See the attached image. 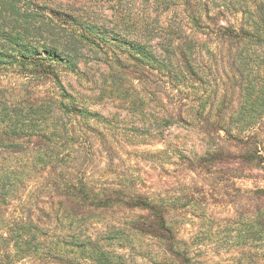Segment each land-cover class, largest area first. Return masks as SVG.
Wrapping results in <instances>:
<instances>
[{
    "label": "trees",
    "instance_id": "1",
    "mask_svg": "<svg viewBox=\"0 0 264 264\" xmlns=\"http://www.w3.org/2000/svg\"><path fill=\"white\" fill-rule=\"evenodd\" d=\"M142 1L140 24L110 5L122 22L110 30L93 16L56 14L52 27L65 39L61 46L50 41L41 52L25 42L23 32L0 29V43H6L0 44V65L21 69L17 93L0 96V264L30 256L47 264H80L69 255L74 248L97 264H114L105 243L130 234L159 240L176 264H193L172 216L193 214L198 197L188 188L171 198L141 187L121 170L126 150L109 135L118 126L108 125V118L61 83L55 62L74 68L84 57L82 47L101 51V41H114L120 48L106 55L104 96L136 92L142 82L162 88V114H145L141 125L120 128L124 136L150 139L172 125L196 129L205 143L202 152L173 148L180 164L207 176L210 186L231 188L236 178L264 167V0ZM15 13L23 19L38 15L28 7ZM31 28L24 26V32ZM142 153L165 156L163 149ZM234 189L254 202L245 236L264 241V188Z\"/></svg>",
    "mask_w": 264,
    "mask_h": 264
},
{
    "label": "rangeland",
    "instance_id": "2",
    "mask_svg": "<svg viewBox=\"0 0 264 264\" xmlns=\"http://www.w3.org/2000/svg\"><path fill=\"white\" fill-rule=\"evenodd\" d=\"M119 1L0 0V29L10 32L11 27H14V31L11 32H23L25 42L36 46L41 52L47 44H50V41L57 40L60 46L64 41L66 35L58 29V26L52 27L51 19L55 18L56 14L57 18L58 16L63 17L60 15L61 12L93 16L92 18L99 24L106 26V30H110L113 24H122L117 19L118 17L116 18L114 11L109 8L114 4L119 12L122 13V10H125L127 21L140 24L144 12L143 1L123 0L121 6ZM26 7L33 8L38 15L32 19H23V16L15 13V11L25 10ZM16 18L18 21H15ZM26 25L32 27L29 34L24 32ZM153 42L156 43L158 40L155 39ZM0 44L6 45V43ZM100 44L103 47L101 51H92L88 47H82L81 52L84 57L76 61L74 68L68 67L65 62L55 63L65 89L75 95L77 100L83 102L88 109L97 111L108 118L111 121L108 125L118 126V132L115 133L111 128L109 135H114L115 140H119L127 152L121 151L119 157L123 160L121 170L131 176H136L141 187H147L149 192H162L168 197L179 198L187 192L188 188V191H193V194L198 197L199 200H195L199 203H197L196 211H192L193 214L172 216L173 219L176 218L179 237L184 242L183 246H188L193 264H261L264 259V241L245 236V221L250 217L254 203L252 196L251 194L240 196L239 193H235L234 188L242 190L255 187L264 188V167L252 169L251 173L236 178L231 188H227L228 186L223 185L224 183H218L219 186H210L207 176L190 172L180 164L177 153L179 151L173 148L179 144V148H185L184 152L188 155L192 153V150L202 152L205 143L201 141V134L196 129L172 125L164 130L162 136L150 139H146V136H124L120 128L126 125H141L145 114L152 116L162 114L161 97L164 94L159 86L142 82L137 83L136 92L130 89L128 93L124 92L122 95L104 96L101 89L104 82H107L106 55L114 56L112 50L115 49L118 54L120 48L115 45L114 41H101ZM8 49L12 51L11 47ZM120 56L126 61L124 53ZM20 70V67L14 63L0 65V96L5 93V90L17 93ZM154 74L157 73L154 72ZM124 84L128 86L129 83L124 82ZM133 100L134 103H132ZM108 137L112 139L111 136ZM159 137L163 139L156 141ZM259 138L264 143V113L259 121ZM145 149H163L165 156L160 159L149 158L142 153ZM202 194L204 198H200ZM114 222V225L122 223L119 220ZM125 224L122 226L124 231L127 226ZM97 226L102 229L104 225L97 224ZM105 244L107 250L114 256V264L177 263L164 252L159 240L146 235L130 234L124 239L116 238ZM75 250L76 248L71 249L69 255H76L80 264H97L96 261L86 257L87 253L79 254ZM17 263L47 264L34 256L21 259Z\"/></svg>",
    "mask_w": 264,
    "mask_h": 264
}]
</instances>
